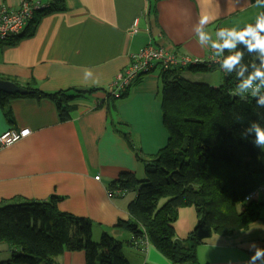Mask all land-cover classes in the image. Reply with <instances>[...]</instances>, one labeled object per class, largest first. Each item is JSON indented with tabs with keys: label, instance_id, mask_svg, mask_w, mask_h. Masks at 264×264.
<instances>
[{
	"label": "crops",
	"instance_id": "0c3cea01",
	"mask_svg": "<svg viewBox=\"0 0 264 264\" xmlns=\"http://www.w3.org/2000/svg\"><path fill=\"white\" fill-rule=\"evenodd\" d=\"M21 1L0 0V5L17 9ZM66 4V11L36 14L38 24L26 32L32 35L0 42V78L46 93L98 90L77 97L68 120H61L49 97H12L7 108L0 102V133L31 130L0 150V206L56 195L60 210L93 221L96 241L103 233L120 240L131 264H173L153 243L144 238L134 244V234L118 226L120 220L131 218L128 205L136 192L114 197L108 193L121 173H144L138 152L153 154L168 142L161 99L164 70L156 64L120 98L107 91L129 65L130 55L148 45L201 59L198 65H180L170 72L185 77L205 66L206 83L219 87L224 79L223 47L236 49L239 32L264 19V5L253 0H66ZM263 197L261 188L254 200ZM197 221L194 207L180 208L174 223L177 237L186 239ZM263 249L264 217L229 235L207 237L197 249V259L201 264H255ZM12 250L0 242V263L11 257ZM57 260L86 264V255L66 251Z\"/></svg>",
	"mask_w": 264,
	"mask_h": 264
},
{
	"label": "trees",
	"instance_id": "16d2710c",
	"mask_svg": "<svg viewBox=\"0 0 264 264\" xmlns=\"http://www.w3.org/2000/svg\"><path fill=\"white\" fill-rule=\"evenodd\" d=\"M253 1L264 5V0ZM66 10V0H49L36 14ZM36 14L30 32L39 22ZM27 29L22 36L33 34ZM220 64L224 79L219 87L163 72L168 142L156 153H137L145 178L121 173L110 186L136 192L128 205L131 218L118 226L134 234V244L144 238L153 243L173 264H201L197 249L207 237L229 235L264 217V197L247 199L264 188V19L239 32L235 50L223 47ZM27 87L34 92H0L2 106L7 108L8 99L17 96L49 97L61 120L71 118L77 97L98 90L46 93ZM123 136L130 141L128 134ZM59 200L52 195L45 201L20 199L0 206V242L13 247L10 259L0 264H61L57 258L66 251H83L86 264H131L120 240L103 233L96 241L93 221L60 210ZM187 206L196 209L198 221L186 239H179L174 223L179 209Z\"/></svg>",
	"mask_w": 264,
	"mask_h": 264
},
{
	"label": "built area",
	"instance_id": "2783aa9c",
	"mask_svg": "<svg viewBox=\"0 0 264 264\" xmlns=\"http://www.w3.org/2000/svg\"><path fill=\"white\" fill-rule=\"evenodd\" d=\"M47 6L48 4L38 0H22L17 9H11L3 4L0 5V42H7L22 36L35 14ZM136 25L137 20L134 29ZM201 62L199 58L179 57L165 47L148 45L139 50V52L130 55L129 65L116 75L110 85L109 92L115 98L122 97L143 75L150 73L156 64L160 65L164 71H167L180 65H197ZM249 86L250 88H256L252 84H249ZM30 133L31 130L29 128H11L0 133V150L27 137ZM96 179L99 180L100 176H96ZM258 191H254L247 199H255ZM108 193L110 197H114L123 193V191L109 188ZM145 243H148L147 239H145ZM254 263L264 264V249L259 251Z\"/></svg>",
	"mask_w": 264,
	"mask_h": 264
},
{
	"label": "water",
	"instance_id": "95a60500",
	"mask_svg": "<svg viewBox=\"0 0 264 264\" xmlns=\"http://www.w3.org/2000/svg\"><path fill=\"white\" fill-rule=\"evenodd\" d=\"M0 92H4L7 94H22V95H26L30 92H32L31 90H29L28 88L21 86L20 84L12 81V80H8V79H2L0 78ZM233 96H237L236 93H232Z\"/></svg>",
	"mask_w": 264,
	"mask_h": 264
},
{
	"label": "rangeland",
	"instance_id": "374dc122",
	"mask_svg": "<svg viewBox=\"0 0 264 264\" xmlns=\"http://www.w3.org/2000/svg\"><path fill=\"white\" fill-rule=\"evenodd\" d=\"M187 70H189V69H187ZM209 72V71H208ZM203 73H206V71L205 70H202V69H199V68H197L196 70H194L193 71V75H185V77H187V78H189L190 80H192V81H194V82H207L206 80H208V78L206 77V76H204V74ZM200 78H204V79H200ZM142 171H144V170H142ZM138 179H143V178H145L146 177V173H145V171H144V173H139V174H137V176H136ZM133 192V191H132ZM132 194V193H131ZM9 257H10V254L9 255H7L6 257H4L5 259V261H7V259H9Z\"/></svg>",
	"mask_w": 264,
	"mask_h": 264
}]
</instances>
